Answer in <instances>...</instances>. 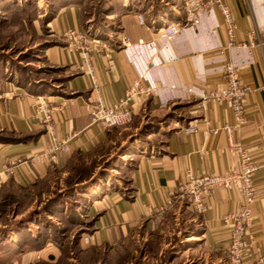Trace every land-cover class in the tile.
Wrapping results in <instances>:
<instances>
[{
  "label": "crops",
  "instance_id": "obj_1",
  "mask_svg": "<svg viewBox=\"0 0 264 264\" xmlns=\"http://www.w3.org/2000/svg\"><path fill=\"white\" fill-rule=\"evenodd\" d=\"M224 1L235 25L230 46L223 14L215 5L202 13L196 24L161 39L159 29L184 21L182 0H115L106 13L113 19L109 30L98 32L86 26L79 3H64L51 20L55 42L44 49L47 63L65 77L60 88L29 87L0 79V188L46 181L75 156L101 147L111 128L92 121L87 102L101 98L114 104L132 80L140 78L154 90L130 101L134 119L162 116L172 109L182 114L150 122L152 127L135 140L125 162L128 186H106L86 204L89 221L83 234H89L91 240L82 247H114L173 229L181 235L170 262L185 255L190 257L189 264H229L227 224L222 216L239 203L238 189L217 188L202 213L171 194L184 182L187 170L217 173L238 163L237 155L228 149L225 133L210 131L233 123L228 104L201 102L203 90L225 84L223 62L231 60L239 68V78L250 86L243 101L246 122L235 136L258 165L253 175L257 200L246 237L250 254L255 255L264 244V46L252 47L247 53L239 44L249 40L251 29L264 31V0ZM138 14L143 15V22ZM67 28L85 30L113 49L110 66L102 50L93 53L98 91L92 89L86 72L77 67L78 50L68 48L61 36ZM39 100L65 103L51 113L57 139L68 145L67 152H58L56 163L29 160L53 143L34 113ZM193 121L198 123V132L183 130ZM159 207L165 208L162 217L156 213Z\"/></svg>",
  "mask_w": 264,
  "mask_h": 264
},
{
  "label": "rangeland",
  "instance_id": "obj_2",
  "mask_svg": "<svg viewBox=\"0 0 264 264\" xmlns=\"http://www.w3.org/2000/svg\"><path fill=\"white\" fill-rule=\"evenodd\" d=\"M70 1L80 4L89 30H109L113 19L106 13L115 0H0V79L60 88L65 77L47 63L44 49L56 39L52 17ZM166 112L111 128L101 147L75 156L46 181L0 188V264H189L185 255L170 262L181 235L173 229L114 247L83 248L80 241L89 221L86 204L106 186H128L125 162L135 140L150 122L182 114Z\"/></svg>",
  "mask_w": 264,
  "mask_h": 264
},
{
  "label": "built area",
  "instance_id": "obj_3",
  "mask_svg": "<svg viewBox=\"0 0 264 264\" xmlns=\"http://www.w3.org/2000/svg\"><path fill=\"white\" fill-rule=\"evenodd\" d=\"M217 6L223 14L228 35L227 46L233 43L234 20L232 13L224 0H183L182 9L185 14L183 22H172L159 29L158 36L161 39H167L175 36L181 27L194 25L200 16L206 10ZM139 20L143 22V15L138 14ZM68 48L78 50L80 61L79 70L86 72L92 89L98 91L99 83L93 66V53L103 51L110 66L112 59L110 56L113 50L111 45L95 37L85 30H75L67 28L61 33ZM251 52L252 47L264 46V31L257 28L250 30V37L247 42L239 44ZM223 74L226 80L221 87H215L203 90L201 93V102L226 103L233 113L234 121L232 124L225 123L220 127L210 128L213 134L223 131L227 138L228 149L237 155L238 163L232 168L223 172L205 171L200 174H194L187 170L183 183L176 187L171 194L173 197L188 201L192 209L197 213H202L207 208V200L217 188L234 189L237 188L240 194V201L236 207L224 214L222 219L227 224L228 237L226 242V252L229 257V264H264V244L257 249L255 255L250 254V243L246 237L249 236V225L251 223L253 210L252 207L257 200L256 187L254 183V172L258 165L252 156V153L246 146L235 136L241 126L246 122L245 112H243V101L250 89V86L244 84L239 78L238 66L230 61L223 62ZM154 90L151 84H146L135 78L128 86L124 96L114 104H108L101 98H95L87 102L86 107L92 121L102 124L105 128L122 126L133 121L135 110L130 105L134 96L149 95ZM65 105L64 101L60 103H49L41 101L37 103L35 114L40 118L45 130L53 139L52 145L44 152L35 154L29 160L47 161L49 163L58 162V152H67V141L58 140L55 133V126L52 121L51 113ZM198 123L193 121L191 124L183 127L187 133H196ZM171 202V201H169ZM164 207H159L157 212L160 217L163 216ZM82 242L90 243L91 236L82 234ZM264 243V242H263Z\"/></svg>",
  "mask_w": 264,
  "mask_h": 264
},
{
  "label": "trees",
  "instance_id": "obj_4",
  "mask_svg": "<svg viewBox=\"0 0 264 264\" xmlns=\"http://www.w3.org/2000/svg\"><path fill=\"white\" fill-rule=\"evenodd\" d=\"M16 83H19V84H22V85H27V84H23V83H20L19 81H17ZM27 86H29L30 87V85H27ZM34 87V86H33ZM36 87H39L38 85L36 86Z\"/></svg>",
  "mask_w": 264,
  "mask_h": 264
}]
</instances>
